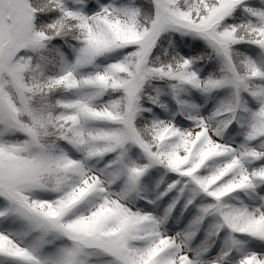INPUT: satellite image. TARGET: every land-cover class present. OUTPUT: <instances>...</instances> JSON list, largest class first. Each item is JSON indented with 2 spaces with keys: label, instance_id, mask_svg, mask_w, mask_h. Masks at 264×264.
I'll list each match as a JSON object with an SVG mask.
<instances>
[{
  "label": "snow or ice",
  "instance_id": "1",
  "mask_svg": "<svg viewBox=\"0 0 264 264\" xmlns=\"http://www.w3.org/2000/svg\"><path fill=\"white\" fill-rule=\"evenodd\" d=\"M0 264H264V0H0Z\"/></svg>",
  "mask_w": 264,
  "mask_h": 264
}]
</instances>
